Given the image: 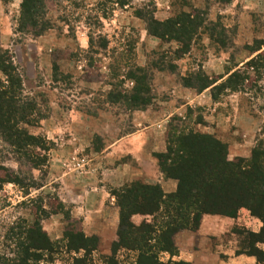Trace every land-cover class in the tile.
I'll return each mask as SVG.
<instances>
[{
  "label": "rangeland",
  "instance_id": "rangeland-1",
  "mask_svg": "<svg viewBox=\"0 0 264 264\" xmlns=\"http://www.w3.org/2000/svg\"><path fill=\"white\" fill-rule=\"evenodd\" d=\"M22 1L0 0V45L10 51L23 77V95L34 104L35 122L24 125L39 145L31 148V159H47L34 169L30 160L0 153L5 166L23 179L22 184L6 183L0 194V254L12 255L16 240L9 239L10 228L18 232L24 221L39 219L54 242L63 241L69 229L97 235L89 231L101 228L100 217L86 206L93 208L98 193L123 187L111 184L114 175L104 169L103 156L115 140L135 130L142 112L167 118L166 134L171 123L204 132L213 121L210 107H182L187 100L182 89L198 91L184 85V76L198 73L203 81L216 80L218 116L227 114L233 129L255 119L261 133L264 0H46L44 17L51 26L40 35L21 28ZM148 17H184L186 25L197 21L201 26L184 53L178 41L151 35ZM137 66L149 70L153 91L150 105L133 110L112 93L131 95L135 83L128 74ZM234 71L231 89L220 87ZM177 116L182 120L173 119ZM261 140L260 135L255 146ZM105 182L111 185L100 191ZM103 221L111 223L112 217L107 214ZM109 254L98 250L88 261L108 264ZM74 256L61 252L46 264H72ZM117 261L135 263L137 253L122 249Z\"/></svg>",
  "mask_w": 264,
  "mask_h": 264
},
{
  "label": "trees",
  "instance_id": "trees-1",
  "mask_svg": "<svg viewBox=\"0 0 264 264\" xmlns=\"http://www.w3.org/2000/svg\"><path fill=\"white\" fill-rule=\"evenodd\" d=\"M116 2L126 5L125 1ZM46 6V0H23L21 28L36 35L50 28V20L44 17ZM147 22L151 35L178 41L184 53L201 26L197 21L186 25L184 17L166 20L148 17ZM0 74V153L6 150L17 156L19 162L30 160L35 169L46 161L47 156L39 159L41 162L31 159V148L37 144V138L24 125L35 122L34 104L23 95L24 83L18 65L10 51L1 45ZM236 75L237 71L231 72L220 87L230 88ZM128 76L135 83L131 95L117 92L112 93V97L117 101L125 99L133 110L150 105L153 88L149 70L137 66ZM201 76L191 73L183 77V83L200 92L211 88L215 99L214 91L219 86L215 84L216 80L203 81ZM173 119L182 120L178 116ZM185 129L171 123L166 134L167 149L155 155L165 176L177 180L175 193L165 196L160 184L140 181L126 184L115 193L121 215L118 240L113 243L111 254L107 255L108 264H123L117 261L122 249L137 253V261L132 264H191L173 259L178 253L174 237L184 228H198L206 213L235 216L240 208L247 207L264 222V140L253 148L250 159L231 160L228 144L215 134ZM4 157L0 155V194L6 183H23L20 175H13V171L5 166ZM134 214L152 215L153 219H145L137 225L132 221ZM38 220L24 221V225L17 227L18 232L14 226L10 228L9 239L16 240V244L13 250L9 249L12 255L0 254V264H46L61 252L75 254L72 264H92L88 257L99 250L98 235L88 236L83 230L74 232L69 229L63 241L54 242ZM259 236L264 240V226ZM165 252L170 254L167 262L161 260Z\"/></svg>",
  "mask_w": 264,
  "mask_h": 264
},
{
  "label": "crops",
  "instance_id": "crops-1",
  "mask_svg": "<svg viewBox=\"0 0 264 264\" xmlns=\"http://www.w3.org/2000/svg\"><path fill=\"white\" fill-rule=\"evenodd\" d=\"M182 92L187 99L182 107L193 103L209 105V118H213V121H209L211 124L204 126L203 131L207 132L210 128L213 134L228 144L229 159L249 158L258 137L261 135V139H264V119H261L260 133L255 119L247 118L245 123L242 121V124H238L240 128L233 129L229 121L231 118L227 114L218 116L211 88L202 92L183 88ZM175 109L180 111L182 108ZM141 116L142 119L136 118L134 121L135 130L122 135L107 149L103 156L106 161L104 169L107 174L114 175L113 181H110L114 188L119 189L126 184L140 181L160 184L165 196L173 194L178 188L177 180L165 176L155 156L167 149L164 123L167 118L155 119L151 110L142 112ZM128 156L130 160H121ZM111 184L105 182L103 186H99L102 187L100 191ZM94 198L96 204L93 208L86 206V210L88 213H98L101 228L89 233L96 232L100 238L99 250L104 254H111L112 245L118 240L121 207L115 193H98ZM107 214L112 217L111 223L103 221ZM145 219L152 221L153 216H132V221L137 225ZM263 226V220L252 214L247 207L240 208L235 216L206 213L198 228H184L175 235L178 253L173 259L191 264H264V240L259 236ZM162 255L166 260L170 258L167 252Z\"/></svg>",
  "mask_w": 264,
  "mask_h": 264
}]
</instances>
